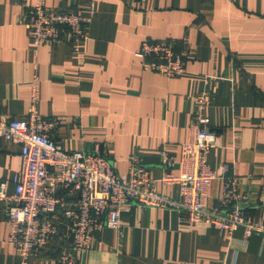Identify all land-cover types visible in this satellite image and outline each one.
Segmentation results:
<instances>
[{"label":"crops","instance_id":"obj_1","mask_svg":"<svg viewBox=\"0 0 264 264\" xmlns=\"http://www.w3.org/2000/svg\"><path fill=\"white\" fill-rule=\"evenodd\" d=\"M78 4L89 18L78 48L43 44L35 49L25 25L36 0H0V115L25 120L32 83L39 81L38 111L56 120L55 140L68 152L106 154L115 170L129 171L135 155L163 174L161 151L180 173L182 144L206 94L204 115L219 138L208 157L240 178V192L264 217V0H44ZM145 40H177L186 73L180 78L142 67ZM24 170L21 147L0 137V186L15 192ZM156 190L178 199L177 186ZM223 180L209 187L208 205L219 206ZM0 200V264H22L10 239ZM51 244L28 264H56L61 244ZM264 264V238H245L214 224L187 220L175 210L135 203L122 213L121 229L98 231L81 264Z\"/></svg>","mask_w":264,"mask_h":264},{"label":"built area","instance_id":"obj_2","mask_svg":"<svg viewBox=\"0 0 264 264\" xmlns=\"http://www.w3.org/2000/svg\"><path fill=\"white\" fill-rule=\"evenodd\" d=\"M90 23L78 4L48 6L36 0L26 15L25 25L35 49L43 44H70L78 48L87 40ZM136 56L146 71L180 78L186 73L184 49L177 40L142 42ZM39 81L32 83L31 103L25 120L0 115V137L21 147L24 170L14 178L15 192L0 186V200L7 208L10 239L22 264L45 251L51 244L62 246L56 264H81L98 231L121 229L122 213L132 203L185 213L191 223L214 224L233 232L244 230L245 238H264V217L256 218L254 208L240 192L241 180L225 164L214 170L208 157L219 147V138L204 115L206 94L198 98L196 118L189 139L182 144L180 173L173 172L174 158L161 151L163 174L152 179L150 169L135 155L128 172L118 173L106 154L68 152L54 138L59 123L45 119L38 111ZM223 180L219 206L208 205L209 187ZM177 186L174 199L156 190ZM228 264H236L230 262Z\"/></svg>","mask_w":264,"mask_h":264}]
</instances>
